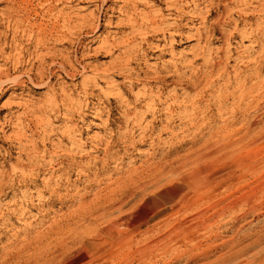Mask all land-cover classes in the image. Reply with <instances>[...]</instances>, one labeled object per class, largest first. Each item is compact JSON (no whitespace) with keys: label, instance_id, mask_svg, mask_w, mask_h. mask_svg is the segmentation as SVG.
I'll return each mask as SVG.
<instances>
[{"label":"rangeland","instance_id":"1","mask_svg":"<svg viewBox=\"0 0 264 264\" xmlns=\"http://www.w3.org/2000/svg\"><path fill=\"white\" fill-rule=\"evenodd\" d=\"M2 1L0 77L9 70L8 79L21 73L25 83L0 93V259L33 264L42 247L49 256L60 254L51 239L54 223L127 177L140 182L137 197L112 219L143 199L146 209L161 203L170 210L176 194L187 192L174 187L176 179L195 171L196 151L212 136L240 139L250 121L264 122L254 109L241 115L239 100L257 95L250 87L264 88V0H26L13 23L3 20L8 6ZM245 77L243 91L236 83ZM261 126L250 133L263 134ZM263 141L232 149L238 159L262 166L243 185L222 190L224 196L249 197L260 184L254 192L264 195ZM186 164L182 175L170 177L172 165ZM149 173L165 174L153 183ZM241 207L225 211L206 231L178 239L167 237L173 221L159 234L154 220L146 230L156 227L162 242L151 246L136 229L131 261L264 264V205L255 212ZM129 222L119 230L132 235ZM148 246L161 248L159 256L139 255Z\"/></svg>","mask_w":264,"mask_h":264},{"label":"bare ground","instance_id":"2","mask_svg":"<svg viewBox=\"0 0 264 264\" xmlns=\"http://www.w3.org/2000/svg\"><path fill=\"white\" fill-rule=\"evenodd\" d=\"M25 2H26V0H3L2 3L6 4L8 6L7 10L4 11L2 14V17H4L3 20H7L9 23H13V21H15L14 20L15 15L23 10V7H24L23 5H25ZM0 20H2V18H0ZM262 36H264V31H263ZM0 54H3L2 48L0 49ZM59 68L64 73V63H61L59 65ZM259 70H261V69H259ZM7 71H8V73L7 72L4 73V76H6L5 77L6 79L2 80L0 77V93L1 94H2V91H5V89H7L6 87L9 85L16 86V87H22L25 83V82H23L22 75H20L21 73L16 74V76L11 78V79H8L7 77L9 76V70H7ZM31 81L34 82V80H31ZM241 81H242V84H240ZM241 81L236 83V85L239 89L244 91L245 89H247L246 88L247 85H245V84H248V79H246V77H245V79L244 80L241 79ZM249 90L252 94H253V92H255V94H257V95L254 97H252V96L248 97L246 99H239L240 103H241L240 106L242 107L241 111L239 110L240 114L242 113L243 115L244 114L248 115L247 114L248 111L254 109V110L260 112L261 115L264 117V88L254 86V87H250ZM251 93H250V95H251ZM243 98H245V97H243ZM250 120H251V118H250ZM246 121H248V120H246ZM260 124L262 125L261 126V131H262L264 129V122L261 123L259 121H254V122L250 121L248 129H247L248 130L247 135L245 137L240 138V139H234L233 138L234 135L233 136H231V135L225 136L224 135V136H220V137L215 135V136H212L210 140L208 139L209 141L206 143L204 148H202L198 152L196 151L197 159L195 160V162L190 164L191 166L195 165V167H196L195 171L191 170L192 172L190 174H187L189 176L186 175L187 177L183 176L182 178L176 179L177 181L175 182L174 187L180 185L183 187L182 189H187V192H185L183 194H176L175 197H177V199L174 202L173 208H171V209L169 208L170 210H167V208L164 209L163 207L165 205L162 206L161 203L157 204L156 209H154V210L146 209L145 204H147V202H146L147 200L143 199L141 205H139V206L137 205L134 208V210H132V212H128L129 214H123V216L120 215L119 217L112 219L111 215L113 212L119 211V213H121V207L128 204V203H131V200L135 194L134 186L137 184H140V182L135 181L134 179L136 177L133 176V177H127V179H125V180L123 179L124 180L123 182H121V183L119 182L116 185L114 184L115 186L110 184L109 186H107L105 188L104 193L101 194L100 196L97 195L98 197H96L93 201H91L90 203H81L76 210L72 211L68 215V217L66 219L63 218L64 220L62 222L54 223V226L51 228L52 229L51 233L53 236V237L51 236V239L56 238L55 239L56 242L59 243L57 246L62 247L61 253L58 255H55V256L54 255L49 256L47 254V252L43 251V250H46L45 249L46 247L39 248V250L37 251V252H39V254H37V256L35 257V259H34L35 263H33V264H118L119 262H121V264L122 263H124V264H135V261H131L133 259L130 258L129 253L131 252L130 250L132 249L133 244L135 242L133 235H134V231L136 229L137 230H139V229L144 230V234L142 233L144 235L143 237L145 239L151 240L150 241V243L152 244V245L150 244L151 246H155L154 244L157 245V244L162 242V241L157 242V238L160 235L157 236V233H156L157 231L154 232L156 227L153 226L154 227L153 230H151V229L146 230L148 225L151 224L154 220H158L157 227L159 230L158 231L159 234L161 232L160 231L161 225L164 226V225L170 224L173 221V223L170 224V225H172L170 230L168 229L169 231H166L169 233V235L167 237L171 238V239H173L175 237L176 239H178L181 236H183V238H184V237H187L193 233H199L201 231H206L207 229H209L212 222L215 221L216 219L220 218V217H223L225 211H227V210H228V213L230 211L235 212L237 209H239L241 206H244V205L247 207H250L251 211L256 210L257 207L264 205L263 193L254 192V190L256 188L261 187L260 186L261 184L258 187L255 186V188H253V187H252L253 189L251 188L252 194H250V191H249V193H248V191L246 192V194L247 193L250 194L249 197L245 196L244 194H243V196H245V197H238L237 195L235 196L232 193L229 194V192H228V195H226L227 193L225 192L226 196H224L222 194V190L226 189V191H227V189H229V188L231 190V187L238 186V184H240V182L242 183L243 180H245L248 175H250V176H252L253 174L256 175L257 174L256 172H259L258 169H259L260 165L262 166V164H260V162H257L256 160L251 159V158H248L247 160L241 159L243 156H241L240 159H238L241 154L240 155L238 154V158L235 157L232 149H235L234 147L242 144L243 142H246V145H253L252 148H254V144L257 146V142L264 138V133L263 134L259 133L260 135L255 136V135L251 134L250 133L251 131H249V130H251L254 127H257ZM250 147L251 146H248V148L250 149L249 151L250 152L252 151V153L254 154L253 151L256 149L251 150ZM216 149H218V150H216ZM221 152H223L224 155L223 156L221 155L220 160H218L217 162H213V163H212V161L209 162L210 156L212 154H214V153L217 154V153H221ZM252 153L249 155V157L253 156ZM235 155L237 156L236 153H235ZM186 163H187V161H186ZM262 163H264V160ZM185 167H187V164H186V166L181 165L178 168H177V166L174 167L172 165L170 170H169V172L171 173L170 177L172 179L174 177H179L180 175H182V173H183L182 170ZM152 168H153L152 166L151 167L149 166V168H148L149 172L152 171ZM159 170H158V172H159ZM162 171H164V170H162ZM186 172H185V174H186ZM144 173H145V171H144ZM144 173H142V174H144ZM162 174H165V173L157 174L155 176H153L152 173H149V176L148 177L146 176V177L149 178L151 180V182L153 181V183H154L155 181L158 180V178H161ZM140 176H141V174H140ZM185 179H187V180H185ZM257 179L259 180V178H257ZM165 180L167 181L166 178H165ZM172 182H173V180H172ZM147 183L149 184L150 182H147ZM158 183H159V181H158ZM251 184L248 186H251ZM256 184H259V183H257V181H256ZM242 185H243V183H242ZM252 185L254 186V184H252ZM112 187H114V188H112ZM142 187H143V185H142ZM160 187L162 188V185ZM240 188H238V189L240 190ZM158 189L160 190V188H158ZM244 189H241V190L244 191ZM258 189H260V188H258ZM148 190H150V189H148ZM153 190H155V189H153ZM153 190H152V192H153ZM236 190H237V187H236ZM262 190H264V183H263V188H261L260 191H262ZM138 191H139V189H138ZM149 196H150V194H149ZM149 196H148V198H149ZM136 197H137V195H136ZM136 197H134V198H136ZM148 201H149V199H148ZM149 202H151V201H149ZM189 211H192L193 214L192 213L190 215L187 214ZM185 214H187V215H185ZM173 217H175L174 220L172 219ZM127 221H130L129 222L131 225L130 231L133 232L132 235H129L126 232H125L126 233L125 234L119 230V227L124 226ZM99 222H101V223H99ZM84 224H90L91 228H88L84 233L81 234V233H79V230ZM199 227H200V229H199ZM136 232H138V231H136ZM141 232L142 231H140V233ZM130 234H131V232H130ZM65 236H69L70 241L68 243H65V241H64ZM161 236L159 238H161ZM186 239H188V238H186ZM149 240H148V242H149ZM63 242H64V244H63ZM173 242H175V241L173 240ZM198 244H199V242H198ZM40 245L42 246L41 243H40ZM151 246L138 249L139 255H141L143 258H145L147 256H150L154 252H158V256H159V253H161L160 252L161 248L154 250ZM162 247H165V246L162 245ZM91 255H94V256H91ZM132 256H134V255H132ZM18 259H19L18 257H10V256L6 257L5 256V257L0 259V264H11V262L14 263V261H15V263H17L16 260H18ZM139 260H141V259H139Z\"/></svg>","mask_w":264,"mask_h":264}]
</instances>
